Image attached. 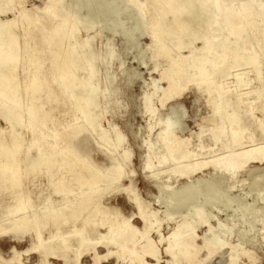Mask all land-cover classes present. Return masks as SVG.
<instances>
[{
	"label": "bare ground",
	"instance_id": "6f19581e",
	"mask_svg": "<svg viewBox=\"0 0 264 264\" xmlns=\"http://www.w3.org/2000/svg\"><path fill=\"white\" fill-rule=\"evenodd\" d=\"M15 2L0 0V16L17 10L12 19L0 18V83H3L0 91L2 98L20 105L22 110L15 114L14 122L31 135L29 149H35L36 157L29 160L25 170H38L47 180V189L62 198L55 205L61 207L67 203L68 214L66 218L56 214L58 217L55 218L49 213L44 216V222L36 219V209L31 205L28 193L22 190L21 180L26 173L22 169L20 135L9 129L10 143L0 140V188L10 191L15 204L5 209L4 215L11 221L0 228V235L21 232L30 236L34 243L22 254H38L41 264H49L48 254L55 257L59 252L64 254L63 264H82L81 259L90 252L94 264H101L102 260L111 259L115 254L119 259L122 253H126L128 264H150L144 258L159 264L162 259L159 246L164 242V252L172 264H204L225 245L224 235L229 230L218 220L212 225L214 216L205 214L203 205L223 193L222 185L226 184L228 190L234 189L240 182L235 181L236 176L252 164L262 165L256 174L262 172L257 179L264 178V120L255 117L251 103L247 101L250 95L253 100H259V110L264 117V87L244 92L242 88L247 84L239 77L241 74H236L241 66H251L254 78L261 80L264 71V0H144L143 3L140 0H48L42 8H36L35 13L16 6ZM41 14L45 18L39 16ZM143 27L149 30L150 47H153L149 58L153 64L151 72L157 74V68H162L159 78L151 81V91L143 96L145 112L154 113V101L162 108L191 90L199 98L206 94V103L212 106L216 120L211 129L199 126L196 145L188 137L179 135L169 118L160 125L155 142H147L151 147L153 144L160 147L162 155L158 163L169 157L168 170L162 173L167 174L170 181L169 190L160 184V174L152 175L158 191L168 196L164 201L166 213L162 217L149 201L140 198L135 181L130 179L128 186L120 185L121 178L128 175L130 152L113 154L108 161L112 170L104 169L93 163L88 154L79 153L71 142V135L60 141L62 146L56 142L48 143L46 136L36 133L31 123L22 117L48 118L51 112L64 105L62 116L72 117L69 122L79 121L77 130L93 131L96 141L118 149L116 144H121L122 136L115 133L112 137L113 127L104 133L99 126L100 115L91 113L98 107L99 98H106L112 90L109 87L100 92L101 84L111 83V75L99 79L96 63L103 64L104 60L115 57L111 43L115 34L136 39ZM30 33L42 36L44 43L34 42L33 46L40 56L48 55L47 69L53 75L47 81L55 82L58 87L57 92L50 89L44 93L45 101L38 97L43 82L39 75L20 74L21 67L28 71L24 59L29 48L23 40ZM96 40L103 41L104 50L93 47ZM184 50L186 55L182 53ZM22 61L26 63L24 66ZM229 77L234 78L233 81H227ZM161 82L165 84L162 87L159 86ZM58 96L65 102L52 105ZM221 110H225L224 115ZM3 117L11 122L7 119L8 114ZM247 122L253 127L250 128ZM41 125H45L44 118ZM205 133L210 136L213 146L218 145L222 137L226 144L223 156L216 154L218 148L213 149L202 140ZM257 135L263 145L256 143ZM41 166L45 167L44 171L40 170ZM153 167L147 155L143 172ZM208 171H211L210 177L205 179ZM257 179L251 184L256 186ZM173 184H176L175 188ZM115 191L122 193L136 212L126 216L119 208L105 204L106 196ZM97 192L100 196L92 197ZM49 202L50 198L46 197V203ZM173 213L180 214L178 221L162 235L161 226L163 223L170 226L168 222ZM47 219L51 221L46 222ZM135 219L143 225V232L126 244L127 233L138 231L132 224ZM258 222L264 232V215ZM66 226L71 227L70 233L63 231ZM95 227L103 230L98 237L94 236ZM202 227L207 229L197 236L196 230ZM43 229L54 232L44 239ZM153 234L157 235V241L152 240ZM144 240L152 243L146 242L147 247L139 245L136 248V244ZM100 248L105 254H100ZM11 252L14 264H22L21 254L14 247ZM201 253L204 258H200ZM238 260L243 264H262V258L242 243L229 246L223 264H238Z\"/></svg>",
	"mask_w": 264,
	"mask_h": 264
},
{
	"label": "rangeland",
	"instance_id": "374dc122",
	"mask_svg": "<svg viewBox=\"0 0 264 264\" xmlns=\"http://www.w3.org/2000/svg\"><path fill=\"white\" fill-rule=\"evenodd\" d=\"M47 1L48 0H16L15 3L16 6L19 5V7L21 6L23 9L30 11V13H35V9L42 8ZM140 1L142 3L144 2V0ZM16 14L17 10L14 9L12 12L1 15L0 18L3 20L7 18L12 19ZM39 16L42 17L43 15L41 14ZM43 17L45 18V16ZM144 17L145 20L148 19V15L145 14ZM46 25L48 26V23ZM148 31V29L143 27L141 29V34L136 35V39L135 37L128 39L120 33H117V35L115 34L111 42L115 52V57L104 60L103 64L100 62L96 63L99 71V79L103 80L106 74L111 75L110 86L106 82L101 84L100 92L103 93L109 87H111L110 90H112L106 98H99L98 107L92 109L91 113L100 115L99 126L104 133H106L107 129H111V127H113L115 131L111 129L112 131L110 132L112 137L116 136L115 133L122 136V141L120 142L121 144H116L118 149L114 148L111 144L109 145L101 141H96L97 139L93 137V131L88 133L83 130H77V122L79 121L69 122L72 117L68 118L62 116L61 112L63 111V108L66 107L64 105L51 112L48 118L43 117L45 125H41L43 118L39 117L31 119L25 115L22 117L25 121L31 123L32 127L36 130V133L44 134L48 143L56 142L58 146H62L60 141L62 142L63 139L65 140L67 136L71 135V142L78 149L79 153L88 154L93 163L104 169L112 170V165L108 161L113 154L123 155L126 152H130L131 157L129 159V167L127 169L128 175H126L128 177H122L120 185L125 187L128 186L130 179L135 181L140 198L149 201L155 209L159 210L160 216L162 217L166 213L164 201L168 200V196L167 193H160L158 191L156 185H154L152 175L160 174L158 176V179L161 181L160 184L164 187V189L169 190L170 181L167 179V174H162L168 170L166 168L169 167V157H166V160L163 161L164 163H158V158L162 155L160 147L154 144L153 147H151L147 144V142H155L156 133L159 131L160 125L163 124L167 118H169V122L175 126L177 131H179V135L188 137L191 142L196 145L198 143L196 134L199 133V126L204 125L206 128L211 129L216 124V120L213 117L212 106L206 103V94L199 98L196 96V93L191 90L184 92L183 96L166 103L162 108L159 103L154 101L152 105L154 113L150 115L148 112H145L143 96L151 91V81L158 79L162 74L161 67L157 68V74L151 72L153 64L150 62L149 58L150 51L153 50V47H150L152 42L150 36L148 35ZM131 32L129 31V35L132 36ZM23 42H25L29 50L24 59L27 64L24 61H22L23 63L21 64L22 66L25 64L28 65V68L26 67L28 71L25 72L23 67H21L20 74L23 75L26 73L25 75L27 76L29 74L37 73L39 75L43 82L40 87L42 92L38 95V97H40V100L45 101L46 98L44 93L50 89L57 92L58 87L55 82L51 84L48 82L53 75L52 72L47 69L48 55L45 53L43 56H40L37 48H35V50L33 46L34 42L42 44L44 43V40L40 34L30 33L23 40ZM102 43L103 41L96 40L93 47L102 51L105 48L104 43ZM182 53L184 55L187 54L185 50L182 51ZM30 57L32 58L30 59ZM103 59H105V56H103ZM30 60L32 61L30 62ZM258 61H261L260 57H258ZM236 74H241L239 77L243 83L247 84V86L242 88L245 89L244 92H254L261 86L264 87V71L260 80L262 84L254 78L255 73L251 66H241ZM233 79L234 78L229 77L227 81H233ZM49 84L50 87L48 86ZM164 85V82L159 84L161 87ZM2 89L3 83H0V90ZM262 92L264 93V88ZM1 93L2 92L0 91V130L3 132H1L2 134L0 133V140L3 139L2 141L5 140V142L10 143V130L11 132L14 131L20 135V138L18 139L22 148L20 155L24 158V161L22 162V169L26 173V175L23 176L24 178L21 180V184L23 186L22 190L28 193L27 196L32 202L31 205L36 209V219L44 222V216L49 213L53 214L55 218L58 217L57 215H62L61 217L66 218L68 214L66 206L68 204L65 203L61 207L56 206V201H60L62 198L59 195L52 194V192L47 189V180L42 178V175L38 173V170H35L34 172H31L29 169L25 170L29 160L36 157V151L33 147L29 149L31 135L24 129L19 128L14 122L15 114L22 110L20 105L18 106L10 100H5V98H2ZM252 97L253 96L250 95V99L248 98L247 101L251 103V109L253 110L255 117L258 119L261 118L263 121L264 117L259 110L260 101L253 100ZM55 98V101H53L55 104L52 105H56V102H60L62 100L64 101L61 96H58L57 99ZM230 108L231 105L229 109ZM5 114H8L7 119H10L11 122L4 120L3 115ZM221 114L224 115L225 110H221ZM155 118L156 122H154ZM247 125L250 128L253 127L249 122H247ZM149 127H151V129ZM253 129L255 132L256 129ZM53 133H55L56 136H54ZM207 134L208 133L202 135V140L207 146H211L213 149L218 148L219 151L216 152V154L223 156L225 153L222 152L226 147L225 141L222 137H220L218 145L216 144V146H213L210 136H207ZM256 143H258V145H263V140L258 135ZM13 153L15 152L13 151ZM147 155L154 167L148 172H143V164ZM210 156L214 158L216 157L213 156V154ZM261 168L262 165H250L245 172L239 173L236 176L235 181L240 182L235 184L234 189L228 190L226 184L222 185L223 193L219 195L216 200L203 205L204 213L214 216V219L211 221L212 225H216L219 221L229 230L224 235V238L226 239L225 245L222 246L219 252L212 254L209 258H207L204 264H223V261L226 259V253L229 252V246H234L237 243H242L244 247L255 252L262 258L261 262L264 264V241L262 240L264 232L258 222L261 215H264V200H261L260 198H264V178L261 177L260 179H257L259 176L263 175L262 172H257L258 175L256 174V170H260ZM40 170L44 171L45 167L41 166ZM210 173L211 171H208L204 175V178L209 179ZM35 175L37 176L36 178L34 177ZM254 179H257L256 186L251 184ZM225 180L227 181V179ZM172 187L175 188L176 184H173ZM96 196H100L98 192L92 197ZM46 197L50 198L49 203H46ZM104 203L119 208L126 216L136 212L135 207L127 201L122 193L117 191H115L112 195L106 196ZM14 204L15 201L12 199L10 191H5L4 188H0V228L8 226V222L11 221L10 218L6 219L4 212L8 206ZM245 207L248 209L245 210ZM179 215V213H173L171 215V220L168 222L170 226L165 223L162 224L160 230L162 235H166L170 231L172 225L178 221ZM95 219L99 218L95 217ZM45 221L50 222L51 219H47ZM132 224L138 228V231L136 234H132L131 232L127 233L126 244L133 242L144 229L143 225L136 219ZM206 229V227L197 229L196 235L200 236ZM70 230L71 227L69 226L63 228V231L66 233H70ZM53 232V229H43L42 236L44 239H48L50 234ZM102 232L103 230L95 227L94 236L98 237V234ZM151 238L153 241L158 240L156 234H153ZM146 242L152 243L151 241L144 240L141 243H137L136 248L139 247V245L141 247H147L148 244H146ZM33 243L34 240L30 236H25L21 232L10 233L7 236L0 235V264H14V256L11 252L13 247L21 254L22 264H41L39 262L40 259L38 258V254L31 253L28 254L29 256L22 254L24 250L31 248ZM164 246L165 242L159 246V250L162 253V259L159 264H172L170 257L164 252ZM100 254H105L104 249L100 250ZM63 256L64 254L60 252L56 253L55 257L48 254L49 264H63ZM91 258L90 252L81 259L82 264H94ZM200 258H204V253H201ZM144 259L150 264H155V262H152L147 258ZM238 262V264H243L242 260H238ZM182 263L186 264V262ZM44 264H46V262ZM101 264H128V259H126V253H122L119 259L116 258L115 254L111 257V259L102 260Z\"/></svg>",
	"mask_w": 264,
	"mask_h": 264
}]
</instances>
